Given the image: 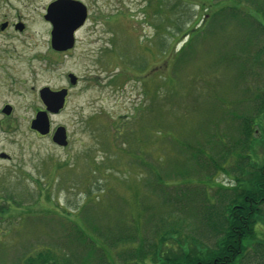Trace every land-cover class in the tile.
Here are the masks:
<instances>
[{
	"label": "rangeland",
	"instance_id": "rangeland-1",
	"mask_svg": "<svg viewBox=\"0 0 264 264\" xmlns=\"http://www.w3.org/2000/svg\"><path fill=\"white\" fill-rule=\"evenodd\" d=\"M52 1L0 0V17L24 16L30 26L19 39H0V107H14L0 110V190L21 203L0 217L8 243L0 264L50 251L48 264H130L133 244L117 245V225L142 227L144 249L162 259L181 256L187 242L212 244L200 189L220 206L264 163V114L256 111L264 0H78L88 18L64 56L40 39L49 29L39 17ZM225 7L228 20L205 23ZM195 27L201 33L180 53ZM44 86L69 91L64 109L49 115L52 135L66 128L67 146L31 129ZM250 117L255 131L246 137ZM255 227L249 248L264 241V219ZM149 257L138 264H157Z\"/></svg>",
	"mask_w": 264,
	"mask_h": 264
},
{
	"label": "trees",
	"instance_id": "trees-1",
	"mask_svg": "<svg viewBox=\"0 0 264 264\" xmlns=\"http://www.w3.org/2000/svg\"><path fill=\"white\" fill-rule=\"evenodd\" d=\"M248 2L253 3L250 0H248ZM225 9L226 7L221 9L220 12L217 11L219 13L216 14L217 16H213V18L212 16L209 18L207 16L206 19L205 15V23L207 24V22H209L211 19L215 21L217 18H219V16H222L223 20L225 21L228 20L226 19V16H224ZM236 9L237 8L235 7L231 8V12L228 11L227 13L230 14H227V16H229L230 18H236ZM246 22H248L250 25L252 24L251 21ZM252 26L256 27L258 25L256 23H253ZM195 30H197V27L190 28L189 31H191L192 33L194 32V34L193 36L191 35L192 33L188 34V40L181 47L179 51L180 53H182L185 48L191 46L192 41L195 39V37L201 33L200 30ZM261 91L262 92L260 93V95L257 96L256 111L258 115L264 114V91ZM253 119V117H250L249 119H244L243 121V128L245 130L246 137H250L255 131H253L252 126ZM215 166L221 167L220 163ZM185 174L187 175V173ZM258 177L259 178L257 180L252 181L251 185L249 184V187L242 189L240 192H236L234 195H229L227 197H225L226 195H222V204L220 206H216L213 203V201L216 200L217 196L211 198V191H208L209 195H204V190L200 189L199 192H201L202 198H199L201 206L198 211L200 212V216L202 217L205 225L209 227L208 233L210 234V236H212V244H209L211 240L209 239V242L202 241V243L200 244H194L193 247L195 248L192 249V247L187 242L185 244H182L184 246L181 245L180 247L181 256L176 258L167 256L166 258L162 259V255L161 257H159V259L156 254H153L152 252L144 249L142 227L140 232H138L140 228L136 229L130 226L127 229L124 226L120 225H117L115 228L116 231L113 232V234H117L116 237L118 238L115 239L118 240L115 242L117 243V245L121 244V246L122 244L125 245V243L128 242L133 244L131 247L132 253L130 254V257L127 258V263L130 264H138L139 261H146L149 256H151L149 257V259L152 260V262H157V264L158 260L161 259L164 262L161 264H264V241L260 240L254 242L251 248H249L247 244V242L257 239L255 225L259 220L264 219V163L260 167V174L258 175ZM44 189L46 190L47 188ZM220 189L228 190L227 188H224L222 186ZM234 190H237L236 187L234 188ZM38 192L40 194H43L42 190H38L37 194ZM1 193L2 190H0V217H3L5 214H9L12 212V205H18L21 203L14 201L12 195L3 197ZM130 228L133 230L132 232L129 230ZM133 228L136 231H134ZM6 234L7 232L3 233V237ZM108 234L111 235L110 233ZM171 235L172 233L169 232L166 235L165 233H163L160 236V245L162 244V246L159 248L160 250L164 251V247L167 246V239L171 238ZM249 237L253 238L248 241L247 239ZM192 239L196 240L197 238L192 237ZM7 244L8 243L6 241H2L0 239V245L2 246V248L7 246ZM184 248L194 250V254H182V252L185 250ZM99 251L104 253V251L102 250ZM196 251L198 253L195 254ZM149 252L152 255H150ZM52 255L53 253H51V251L47 254L39 253L36 257L31 255L27 258L26 264H48L51 261V257H53ZM105 256L108 257L106 254Z\"/></svg>",
	"mask_w": 264,
	"mask_h": 264
},
{
	"label": "water",
	"instance_id": "water-1",
	"mask_svg": "<svg viewBox=\"0 0 264 264\" xmlns=\"http://www.w3.org/2000/svg\"><path fill=\"white\" fill-rule=\"evenodd\" d=\"M88 17V8L84 3L78 0H54L48 7V18L53 23L52 42L57 50L67 51L75 45V33L86 22ZM71 85H76L77 76L70 73L68 75ZM41 98L47 106L46 111H40L31 122V129L42 136H46L51 131V122L49 114L59 113L66 104L69 94L67 88L59 91H52L45 87L40 92ZM12 111L10 106L4 109V113L9 115ZM52 140L59 146H67V130L59 126L53 133ZM1 157L7 158L8 155L2 154Z\"/></svg>",
	"mask_w": 264,
	"mask_h": 264
},
{
	"label": "flooded vegetation",
	"instance_id": "flooded-vegetation-1",
	"mask_svg": "<svg viewBox=\"0 0 264 264\" xmlns=\"http://www.w3.org/2000/svg\"><path fill=\"white\" fill-rule=\"evenodd\" d=\"M50 4H48L45 12H43L41 14V16L39 17V20L41 21V23H44L49 29L48 33H47V39H45V38L43 39V37H41L40 39L42 41H44L45 43H47V46L49 47V49L51 50L52 53H54L55 55H58V56H64V53L68 52L69 50H67V51L57 50L53 47V42H52L53 23L48 18V7ZM29 29H30L29 19H26L24 16H15L14 19H11L9 16L0 17V39L2 38V36H4V34H7V35H10L14 38L19 39L18 37H15V36H17V35L21 36V35L25 34L27 31H29ZM33 32L35 33L36 31H33ZM3 44L4 43L2 41H0V47ZM40 58H43V57L41 56ZM0 67H1V65H0ZM45 87H48V86H44V87L40 88L39 96H40V100H41L43 106L41 108L36 109V114L40 111H46L47 110V106L44 103V101L42 100L41 94H40L41 90ZM49 88L52 91H59V90L64 89V86L59 87V88H52V87H49ZM7 106H10L12 111H13V109H14L13 105L10 102H5L0 107V110L2 113H4V109ZM47 136H52V131Z\"/></svg>",
	"mask_w": 264,
	"mask_h": 264
}]
</instances>
